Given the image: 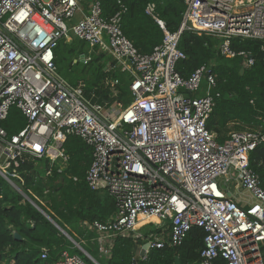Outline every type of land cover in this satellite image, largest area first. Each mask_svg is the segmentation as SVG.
Here are the masks:
<instances>
[{
    "label": "built area",
    "instance_id": "obj_1",
    "mask_svg": "<svg viewBox=\"0 0 264 264\" xmlns=\"http://www.w3.org/2000/svg\"><path fill=\"white\" fill-rule=\"evenodd\" d=\"M235 1L185 0L175 32L149 3L146 13L164 37L145 54L123 31L127 7L122 0L109 18L103 15V0H0V175L14 185L13 177H20L14 166L26 156L65 165V141L78 136L93 148L88 185L105 188L118 206L114 217L93 223L101 253L108 254L106 244L117 234L141 235L139 224L155 216L160 226L169 225L172 246L182 245L193 225L203 228L201 264H215L217 258L264 264V186L250 159L264 143V130L231 131L219 142L207 128L220 96L212 92L218 75L208 65L187 78L176 69L186 57L179 44L187 32L218 36L225 56L242 57L244 67L254 64L250 52L234 48L232 39L264 40V0L241 6ZM78 13L81 17L72 22ZM63 38L82 39L115 58L132 75L130 103H93L83 83L72 86L62 78L54 51ZM13 107L27 126L10 135L2 122ZM230 185L253 201L241 204ZM148 243L143 259L150 249L166 245L158 236ZM41 257L48 258L46 248ZM54 264L89 263L63 250Z\"/></svg>",
    "mask_w": 264,
    "mask_h": 264
},
{
    "label": "trees",
    "instance_id": "obj_2",
    "mask_svg": "<svg viewBox=\"0 0 264 264\" xmlns=\"http://www.w3.org/2000/svg\"><path fill=\"white\" fill-rule=\"evenodd\" d=\"M127 9L123 13V31L141 53H151L162 42L164 32L152 15L146 13L149 3H155V14L169 31L179 29L185 0H122ZM86 4L85 1H82ZM120 10L118 0H103V15L111 17ZM221 38L212 34L187 32L180 40L186 57L176 64L177 71L189 77L195 69L208 65L219 77V92L207 128L224 142L233 130H264V40L233 38L232 46L250 52L253 65L244 67L240 56H225L219 48ZM55 63L59 75L72 86L84 83L85 94L93 103L126 106L130 103L132 75L122 70L108 52L90 48L79 38L59 41ZM83 56L89 57L82 61ZM244 72L241 73V70ZM3 127L10 135L22 131L27 120L13 107ZM68 162L26 156L14 166L20 177L10 184L0 175V264H54L63 250L87 257L61 231L68 232L100 264H201L205 231L193 225L180 246L169 242L170 227L154 223L145 225L137 233H120L106 244L108 254L100 252V234L93 227L95 221H107L118 212L116 200L103 187L92 189L86 174L92 162L93 148L80 137L70 135L64 144ZM251 167L264 186V143L250 154ZM62 168V169H61ZM77 178L75 180L74 178ZM60 226V227H59ZM15 233L21 236L15 239ZM156 236L165 240L163 248H152L146 258L140 257L142 246ZM48 258L42 259V249ZM264 254V246L262 247ZM215 264H227L217 258Z\"/></svg>",
    "mask_w": 264,
    "mask_h": 264
},
{
    "label": "water",
    "instance_id": "obj_3",
    "mask_svg": "<svg viewBox=\"0 0 264 264\" xmlns=\"http://www.w3.org/2000/svg\"><path fill=\"white\" fill-rule=\"evenodd\" d=\"M244 72V69L241 70V73ZM60 227V226H59ZM61 231L70 239V241L75 244L87 257H89L94 264H100L90 253H88L81 245L78 241H76L68 232H66L63 228H61ZM15 239L20 240L21 236L18 233H15ZM150 244L147 242L142 246V249L140 251V257H143L146 254V251L149 249ZM176 264H181V261L178 257H176L175 260Z\"/></svg>",
    "mask_w": 264,
    "mask_h": 264
},
{
    "label": "crops",
    "instance_id": "obj_4",
    "mask_svg": "<svg viewBox=\"0 0 264 264\" xmlns=\"http://www.w3.org/2000/svg\"><path fill=\"white\" fill-rule=\"evenodd\" d=\"M83 4V3H82ZM85 7L86 6H88V4L86 3V4H83ZM79 15L77 16V17H75L73 20H72V22H76L80 17H81V13H78ZM231 191H232V193H233V196L235 197V195L234 194H236V193H240V194H248L249 196H247L248 197V199L247 200H245V199H237L236 197H235V199L236 200H238L241 204H248V203H250V202H252L253 201V198L251 197V195L249 194V193H247L246 191H243V190H241L240 188H238V187H234V188H232L231 189ZM144 221V220H143ZM142 221V222H143ZM140 223L139 225V227H138V229L139 228H141V227H143V226H145V225H147L148 223L147 222H145V223ZM150 222V221H149ZM154 223L155 224H159V226H160V224H161V222H159V220L158 221H154ZM161 227V226H160ZM137 232L138 233H140L141 231H138L137 230ZM264 246V245H263Z\"/></svg>",
    "mask_w": 264,
    "mask_h": 264
},
{
    "label": "rangeland",
    "instance_id": "obj_5",
    "mask_svg": "<svg viewBox=\"0 0 264 264\" xmlns=\"http://www.w3.org/2000/svg\"><path fill=\"white\" fill-rule=\"evenodd\" d=\"M79 14H77L76 15V17L78 16ZM105 40L106 41H108V37L105 35ZM87 44L89 45V47L90 48H93L92 46H90V44L87 42ZM84 84V83H83ZM85 86V85H84ZM112 107H114V108H116V106L115 105H112ZM233 131H236V130H233ZM221 180H223V179H221ZM16 181L15 180H13V184L14 185H16ZM18 184V183H17ZM232 188H234L232 185H230V189H232ZM235 195V197L237 198V199H245V200H247L248 199V197L247 196H249L248 194L246 195V194H240V193H236V194H234ZM148 224L147 225H149V224H151V223H154V221H150V222H147ZM155 224V223H154ZM156 225V224H155ZM144 227V226H143ZM143 227H141V228H139L138 229V231H140V230H142L143 229ZM75 245V244H74ZM76 246V245H75ZM77 247V246H76Z\"/></svg>",
    "mask_w": 264,
    "mask_h": 264
},
{
    "label": "bare ground",
    "instance_id": "obj_6",
    "mask_svg": "<svg viewBox=\"0 0 264 264\" xmlns=\"http://www.w3.org/2000/svg\"><path fill=\"white\" fill-rule=\"evenodd\" d=\"M247 3H249V0H236L235 1V4L237 6H241V5H244ZM62 165H64V164H62ZM149 221H158V219L155 216H152V217L145 219L142 223L149 222Z\"/></svg>",
    "mask_w": 264,
    "mask_h": 264
}]
</instances>
